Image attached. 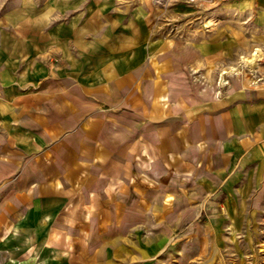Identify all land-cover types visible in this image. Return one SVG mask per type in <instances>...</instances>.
<instances>
[{
	"label": "crops",
	"instance_id": "crops-1",
	"mask_svg": "<svg viewBox=\"0 0 264 264\" xmlns=\"http://www.w3.org/2000/svg\"><path fill=\"white\" fill-rule=\"evenodd\" d=\"M136 1L49 0L54 20L81 15L47 30L23 5L0 36V261L64 230L100 262L190 200H264V85L187 94Z\"/></svg>",
	"mask_w": 264,
	"mask_h": 264
},
{
	"label": "rangeland",
	"instance_id": "rangeland-1",
	"mask_svg": "<svg viewBox=\"0 0 264 264\" xmlns=\"http://www.w3.org/2000/svg\"><path fill=\"white\" fill-rule=\"evenodd\" d=\"M144 1L136 4L146 8L153 38L166 42L163 52L169 51L174 58L179 55L173 64L187 94L220 99L233 90L264 85V0ZM48 4L49 0H0V36L17 35L23 5L32 7L29 15L36 26L38 21L45 22L46 30L81 15L70 13L54 20L53 14L41 9ZM138 15L136 8L125 13L117 10L105 13L104 23L129 21ZM255 53V66L247 64L246 58H254ZM182 215V220L173 217L153 224L149 231L121 233V244L113 247L116 251L99 254L100 262L81 261L89 256L81 253L84 245L62 230L55 243L40 242L32 257L24 253L21 261L8 257L0 264H264V200H190ZM160 237L161 247L157 245ZM142 244H150L145 248L151 250L143 251Z\"/></svg>",
	"mask_w": 264,
	"mask_h": 264
},
{
	"label": "bare ground",
	"instance_id": "bare-ground-1",
	"mask_svg": "<svg viewBox=\"0 0 264 264\" xmlns=\"http://www.w3.org/2000/svg\"><path fill=\"white\" fill-rule=\"evenodd\" d=\"M257 58H258V53H255L254 54V58H251V59L250 58L249 59L246 58V63L247 64H251L252 66H255ZM223 74H225V73H223ZM223 74H222V78L223 79H221V80H222V82H225Z\"/></svg>",
	"mask_w": 264,
	"mask_h": 264
}]
</instances>
